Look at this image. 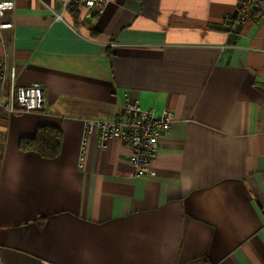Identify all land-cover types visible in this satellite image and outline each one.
I'll return each mask as SVG.
<instances>
[{
	"label": "crops",
	"instance_id": "0c3cea01",
	"mask_svg": "<svg viewBox=\"0 0 264 264\" xmlns=\"http://www.w3.org/2000/svg\"><path fill=\"white\" fill-rule=\"evenodd\" d=\"M0 57L45 109L0 111V264H264V24L231 29L237 0H111L100 15L13 0ZM128 101L172 114L156 160L85 120ZM39 127L58 155L18 149Z\"/></svg>",
	"mask_w": 264,
	"mask_h": 264
},
{
	"label": "built area",
	"instance_id": "2783aa9c",
	"mask_svg": "<svg viewBox=\"0 0 264 264\" xmlns=\"http://www.w3.org/2000/svg\"><path fill=\"white\" fill-rule=\"evenodd\" d=\"M61 14H54L56 21L62 20L66 7L72 4L79 8L86 17L100 15L111 0H58ZM13 0H0V37L3 30H11L13 24L5 21L7 12L14 11ZM246 20L264 24V0H237L231 29L235 31ZM14 64L6 57H0V111L7 114L20 111L23 113L41 112L45 109L44 89L40 84L31 86L16 85ZM172 123V114L163 110L156 116L151 110H142L136 101L125 102L119 113L111 120H85L81 134V148L78 167L85 161L86 144L91 135L96 134L100 146L105 147L108 140L125 143L130 150L128 163L133 168V176L146 174L156 160L159 142L167 134Z\"/></svg>",
	"mask_w": 264,
	"mask_h": 264
},
{
	"label": "trees",
	"instance_id": "16d2710c",
	"mask_svg": "<svg viewBox=\"0 0 264 264\" xmlns=\"http://www.w3.org/2000/svg\"><path fill=\"white\" fill-rule=\"evenodd\" d=\"M65 13L76 19L83 12L76 6L69 4ZM60 132L52 127H39L32 138L19 140L18 149L22 152H32L45 159H53L59 153Z\"/></svg>",
	"mask_w": 264,
	"mask_h": 264
}]
</instances>
